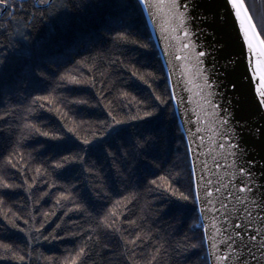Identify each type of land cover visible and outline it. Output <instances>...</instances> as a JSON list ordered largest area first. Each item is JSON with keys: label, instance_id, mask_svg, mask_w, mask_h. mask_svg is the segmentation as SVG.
I'll return each instance as SVG.
<instances>
[{"label": "trees", "instance_id": "16d2710c", "mask_svg": "<svg viewBox=\"0 0 264 264\" xmlns=\"http://www.w3.org/2000/svg\"><path fill=\"white\" fill-rule=\"evenodd\" d=\"M256 1L249 10L264 28V0ZM66 2L51 0L48 12L59 16H44L46 22L35 0H15L16 15L0 16V177L13 185L0 187L8 193L0 204V242L14 253L0 247V264H71L81 247L91 252L86 264H146L178 230L199 245L181 264H208L192 197L177 199L190 192L188 156L172 100L159 105L155 99L167 100L170 91L137 0H71L63 10ZM152 105H159L156 117L131 119ZM109 113L126 122L113 130ZM28 124L61 139L28 135ZM161 129L162 145L155 142ZM94 137L117 156L114 163L81 153L85 167L97 168L99 176L81 172L78 164L67 166L74 173L54 168L55 152L74 158L83 139ZM14 150L16 168L9 163ZM153 179L162 188L153 191ZM85 190L88 200L80 195ZM178 205L184 209L179 225ZM136 234L143 252L131 243Z\"/></svg>", "mask_w": 264, "mask_h": 264}, {"label": "snow or ice", "instance_id": "6c2138e0", "mask_svg": "<svg viewBox=\"0 0 264 264\" xmlns=\"http://www.w3.org/2000/svg\"><path fill=\"white\" fill-rule=\"evenodd\" d=\"M39 3L44 8V15L39 17L41 22H46L44 16H48L49 19L53 17L58 18L59 13L49 14L48 8L50 6V0H39ZM137 3L144 10H149L155 8L157 11L163 12V15L167 18L169 28L167 30L176 34L175 39L178 41L179 45V55L176 57L181 61H191V68L195 69L192 72V76H195L201 83L197 85L200 89L198 93L203 97L204 89L219 88L221 86L225 88L232 89V94L235 98V102L241 115L239 119H236L233 112L230 108H226L221 104H217L215 99L207 100V103L214 113H219L218 119L225 129H228L230 125L235 121L236 127L238 129H247V131L253 136L254 139L260 141L264 145V28H260L252 15L250 14L249 7L246 4V0H212L210 7L205 8L203 15L197 13V9L204 7L200 0H156L153 3V0H137ZM71 5V0H67L61 7L63 10H68ZM163 5V7H161ZM17 6L15 5V0H0V9H2L9 18L16 15L14 9ZM55 7V5H51ZM21 11L24 9L21 7ZM27 18V14H26ZM150 18L155 19V16L150 13ZM196 18H199L201 24L204 25V28L201 29L202 32H205L207 29L206 35L215 39V33L222 27V24L228 19L232 20L233 28L236 29L237 38L240 39V56L244 61V76L243 79L246 80V83H243L239 79H228L235 72V65L237 64L236 60L232 59V54L224 55L222 57V62L219 64V74L224 77L226 81L223 85L214 84L210 74L207 73L206 68H201V65L204 64L205 60L208 57L213 56L214 52H223L226 49V43L219 39H215V43L211 46V49L207 45H200L197 48L198 41H194V37L197 36V33L189 25ZM33 19H36L33 17ZM31 22V21H29ZM182 33V35H181ZM136 43V41H133ZM140 47L147 48V45H139ZM4 61L0 60V68H2ZM186 69L189 68V65H185ZM214 69L216 65H213ZM133 75H136L133 73ZM62 80L67 79L69 83H79L74 78L61 77ZM191 82V81H190ZM151 87V85H149ZM126 95V94H125ZM211 95V93H209ZM168 99H163L162 96L156 95L155 99L159 101V105H167L171 100L176 97L171 93H168ZM37 99H47V97H38ZM72 103H81L78 101H73ZM86 103V102H83ZM143 103V102H142ZM233 101H228V104L231 105ZM159 105H152L144 111L143 116L136 115L132 116V120L148 119L153 118L158 115L156 109L159 108ZM43 108V104L39 106ZM244 113H247L245 115ZM112 118V124L110 127L114 130L116 126H119L126 121L117 119L116 116L109 113ZM0 119H5V117H0ZM26 128L31 129L28 135H40L47 137L53 141H58L61 139V136L57 133L50 134L48 131H42L40 127H37L33 124L25 125ZM72 131V129H68ZM166 132L164 129H161L155 137V142L162 145L165 138ZM223 135V134H222ZM79 139V137H77ZM93 141L88 140L87 138L83 139L82 143L84 147H79V150L76 152L74 158H69L64 156L62 152H55L53 159L56 160L54 168L64 169L70 173L76 171L75 168H68V165L78 164L80 166L81 172H88L91 175L99 176L100 172L95 167L86 168L85 165L88 164V160L81 156V153H84L85 156L89 154H98L97 159L101 156L105 158L111 157L115 163L117 156L114 153H105V148L103 144H96ZM223 143H219L217 147L224 149L226 156L225 159L231 157L237 171L240 173L239 182L236 185V191L233 192L230 189L228 190V198L235 200L239 204L247 217L251 218L253 216L252 208L257 210V216L259 221L264 223V183H260L256 180L253 175L252 168L250 165L253 164V161L249 158L250 153L248 150L241 145L239 139H236L232 135H223ZM17 144L20 143L18 140ZM111 145H109L110 147ZM54 147L59 148L60 145H54ZM15 150L12 155L9 157V163L13 168H16V164H12V157L18 155ZM128 153H121L120 159H126ZM57 157H60L57 159ZM237 160L243 161V163H236ZM217 167H220V164L217 163ZM39 171V169H37ZM126 171V169H125ZM160 179H163L161 177ZM203 179V178H202ZM190 182L197 184L199 187V182L196 181L195 172L193 171L190 176ZM190 183V192L189 195L181 193L178 200L189 201L190 196L192 197V202L194 204L205 205L201 209V215L207 211H216L219 212L220 209H224L223 215H228V204L224 202L223 199L217 200L213 195V190L209 187L212 184L211 180L204 181L203 195L204 200H201L200 192L196 191L193 195V190L191 189ZM222 183V181H221ZM231 183V181H230ZM151 184L154 186L153 191L156 189L162 188V185L157 182L156 179L151 181ZM0 187L8 189L13 187V185L7 183L0 177ZM171 185H169V188ZM227 187V186H224ZM168 189H165L167 191ZM216 193L221 192L220 187H216ZM173 196L176 195L175 191L171 193ZM8 195L6 192H0V204H3V197ZM82 199H90V194L87 190L80 194ZM214 201L220 204V209L215 208ZM74 203V201H73ZM212 205V208L209 209L208 206ZM251 205L252 207H249ZM79 207V206H78ZM177 215L174 217L176 223L182 224L184 221L183 216V206L178 205L176 208ZM113 217L116 216V213H111ZM27 222V221H26ZM132 224H135V221H129ZM249 223H252V220L249 219ZM13 227L17 225L13 224ZM140 227V226H138ZM199 227V225H197ZM236 229H240V224H235ZM264 235L260 229H257L254 234H251L250 238L244 236V233L240 230L235 231L234 236L229 234L227 236L228 243L226 244L228 252H221L215 256L218 264H227L231 259L233 253L236 255V264H264V238L261 236ZM47 238V237H45ZM88 239H92L91 236ZM156 239H159L157 237ZM137 241H140L137 244ZM136 248H139L142 252L144 251V240L141 239L139 234H136L135 239L131 241ZM167 246L159 245L155 247L154 251L150 254V257L147 259L146 264H181L182 259L186 258L189 252L192 249H196L199 245L193 242L185 233L182 231H176L174 233V238L166 241ZM152 247L151 244L148 245ZM0 247H3L6 250L7 255H13L14 253L10 249L8 244L0 242ZM215 248V244H213ZM135 250V249H134ZM259 253V255H257ZM91 256L90 250L85 247H81L76 253L75 258L71 261V264H77L79 261L80 264H86L87 259ZM4 256H0V259H3Z\"/></svg>", "mask_w": 264, "mask_h": 264}, {"label": "water", "instance_id": "95a60500", "mask_svg": "<svg viewBox=\"0 0 264 264\" xmlns=\"http://www.w3.org/2000/svg\"><path fill=\"white\" fill-rule=\"evenodd\" d=\"M155 2L156 0H153V3ZM200 2L204 7L196 11L199 15H203L205 8L210 7L212 0H200ZM140 8L162 64L169 91L176 97L172 100L176 121L183 137L190 172L191 174L193 171L195 172L196 181L199 182V187L193 183L194 194L196 191H199L201 200H204V181L211 180L212 184L209 187L213 190L214 197L217 200L223 199L228 204V215H223L224 209H220V204L214 201L215 208L220 209V211H207L203 216L201 215V209L205 205L203 203L195 204L202 230L207 262L208 264H218L215 256L221 252L230 251L226 247L228 243L227 236L229 234L234 236L235 231L240 230L247 239L257 229H260L264 233V223L259 221L255 208H252L253 216L249 218L235 200L228 198L227 193L229 189L233 192L236 191L240 173L237 171L233 159L231 157L225 159L226 153L224 149L217 147V145L224 142L223 135H232L236 139H239L241 145L250 153L249 158L253 161L250 167L252 168L254 177L260 183H264V145L254 139L247 129H238L235 121L228 129L223 127L218 119L219 113H214L210 106L205 103V99H215L217 104L230 108L235 118L239 119L241 112L235 102L232 89L223 86L212 89L205 88L203 97L199 95L200 89L197 85L201 81L192 76V72L195 69L191 68V61H181L176 58L180 54L178 41L175 39L176 34L167 30L169 24L163 12L157 11L155 8L147 11L142 7ZM150 13L155 16V19L150 18ZM189 26L197 33V36L193 38L194 41H198L197 48L200 45H207L211 49V46L215 43V39L226 43V49L223 52H214L213 56L208 57L204 64L201 65V68H206L213 83L223 85L226 82L224 77L219 74V64L222 62V57L228 54H232V59L237 61V64L234 66L235 72L228 79H239L243 83H246V80L243 79L244 61L240 56L241 41L237 38V32L233 28L232 20L228 19L222 24V27L215 33V39L206 35L207 31H211L210 29H207L205 32L201 31L204 25L201 24L199 18L194 19ZM186 64L189 65L187 69L185 67ZM214 64L216 65L215 69L213 67ZM228 101H233V103L229 105ZM244 114L247 115V113ZM217 163L220 164V167H217ZM236 163H243V161L237 160ZM216 187L221 188L220 193L215 192L214 189ZM249 207L252 206L249 205ZM208 208L211 209L212 205H209ZM249 219L252 220V223L248 222ZM235 224H240L241 228L236 229ZM261 238H264V235ZM213 244H215V248ZM236 255L237 253H233L227 264H236Z\"/></svg>", "mask_w": 264, "mask_h": 264}, {"label": "rangeland", "instance_id": "374dc122", "mask_svg": "<svg viewBox=\"0 0 264 264\" xmlns=\"http://www.w3.org/2000/svg\"><path fill=\"white\" fill-rule=\"evenodd\" d=\"M256 2H257L256 0H249V3H250L249 7H251L252 11H254V9H255V4H256ZM2 12H4V11L1 10L0 14H1Z\"/></svg>", "mask_w": 264, "mask_h": 264}, {"label": "flooded vegetation", "instance_id": "af4514ba", "mask_svg": "<svg viewBox=\"0 0 264 264\" xmlns=\"http://www.w3.org/2000/svg\"><path fill=\"white\" fill-rule=\"evenodd\" d=\"M35 2H39V0H35ZM248 7H249V5H248ZM1 10H2V9H0V12H1ZM3 13H4V12H3Z\"/></svg>", "mask_w": 264, "mask_h": 264}]
</instances>
